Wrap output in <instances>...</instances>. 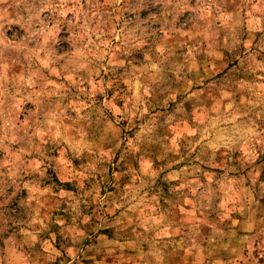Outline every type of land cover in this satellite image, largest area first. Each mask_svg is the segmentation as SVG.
Segmentation results:
<instances>
[{
    "label": "rangeland",
    "instance_id": "rangeland-1",
    "mask_svg": "<svg viewBox=\"0 0 264 264\" xmlns=\"http://www.w3.org/2000/svg\"><path fill=\"white\" fill-rule=\"evenodd\" d=\"M0 264H264V0H0Z\"/></svg>",
    "mask_w": 264,
    "mask_h": 264
}]
</instances>
